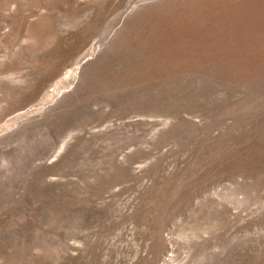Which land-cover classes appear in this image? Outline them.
Returning a JSON list of instances; mask_svg holds the SVG:
<instances>
[{"label": "rangeland", "instance_id": "374dc122", "mask_svg": "<svg viewBox=\"0 0 264 264\" xmlns=\"http://www.w3.org/2000/svg\"><path fill=\"white\" fill-rule=\"evenodd\" d=\"M0 264H264V0H0Z\"/></svg>", "mask_w": 264, "mask_h": 264}]
</instances>
